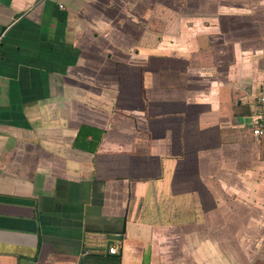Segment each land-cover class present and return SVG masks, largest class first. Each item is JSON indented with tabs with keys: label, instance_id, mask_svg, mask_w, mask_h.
<instances>
[{
	"label": "crops",
	"instance_id": "0c3cea01",
	"mask_svg": "<svg viewBox=\"0 0 264 264\" xmlns=\"http://www.w3.org/2000/svg\"><path fill=\"white\" fill-rule=\"evenodd\" d=\"M262 94L264 0H0V264H264Z\"/></svg>",
	"mask_w": 264,
	"mask_h": 264
},
{
	"label": "built area",
	"instance_id": "2783aa9c",
	"mask_svg": "<svg viewBox=\"0 0 264 264\" xmlns=\"http://www.w3.org/2000/svg\"><path fill=\"white\" fill-rule=\"evenodd\" d=\"M258 103L260 108V114L254 123V126L252 128V133L253 136L256 138V140H261L264 139V94L259 96ZM109 252L111 254H116L117 248L111 247Z\"/></svg>",
	"mask_w": 264,
	"mask_h": 264
}]
</instances>
